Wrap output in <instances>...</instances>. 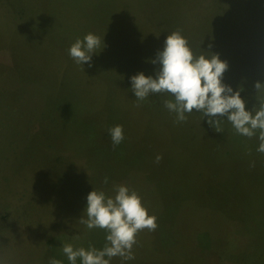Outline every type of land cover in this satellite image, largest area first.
Returning <instances> with one entry per match:
<instances>
[{"label":"rangeland","instance_id":"obj_1","mask_svg":"<svg viewBox=\"0 0 264 264\" xmlns=\"http://www.w3.org/2000/svg\"><path fill=\"white\" fill-rule=\"evenodd\" d=\"M177 30L193 52L227 61L224 83L258 109L264 0H0V264H70L69 243L102 249L106 231L80 218L91 191L114 197L117 185L158 228L138 232L134 259L110 264H264L257 137L226 118L218 132L195 110L177 121L164 106L172 95L131 91L133 75H155L151 60ZM89 33L106 46L80 65L69 49ZM117 125L124 140L113 146Z\"/></svg>","mask_w":264,"mask_h":264},{"label":"clouds","instance_id":"obj_2","mask_svg":"<svg viewBox=\"0 0 264 264\" xmlns=\"http://www.w3.org/2000/svg\"><path fill=\"white\" fill-rule=\"evenodd\" d=\"M102 44L104 48V37L101 40L89 33L83 40L77 39L71 45L69 55L77 64L88 63L91 66L92 56L97 54L96 50ZM151 63L159 65L154 76L139 72L130 78L131 91L138 100L143 101L151 94H170L174 102L165 100L164 106L176 114L177 121H185V114L195 110L207 117L208 124L219 132L220 118H226L237 134L247 138L257 137L260 143L256 150L264 154V99H261L258 109L246 110L241 91H234L224 83L229 65L219 54H195L187 38L177 30L166 37L163 50L157 51ZM253 87L257 93H264V82L257 80ZM108 133L113 146L123 142L121 125L110 128ZM161 158L157 156L156 162L159 163ZM104 183H107V178ZM114 191V197L94 190L87 195V218L81 217L80 223L90 230H105L106 243L102 249L91 245L88 249L74 248L70 243L64 244L62 251L70 264H77L78 259L80 264H110V260L117 256L123 260L134 259L132 249L137 243L138 232L158 228L157 218L149 215L135 191H130L125 185L114 186ZM49 264L62 262L50 258Z\"/></svg>","mask_w":264,"mask_h":264},{"label":"crops","instance_id":"obj_3","mask_svg":"<svg viewBox=\"0 0 264 264\" xmlns=\"http://www.w3.org/2000/svg\"><path fill=\"white\" fill-rule=\"evenodd\" d=\"M202 21H203V20H199V19H197V17L195 18L194 33H198L199 29L201 28V27H200V23H201Z\"/></svg>","mask_w":264,"mask_h":264},{"label":"trees","instance_id":"obj_4","mask_svg":"<svg viewBox=\"0 0 264 264\" xmlns=\"http://www.w3.org/2000/svg\"><path fill=\"white\" fill-rule=\"evenodd\" d=\"M204 24V21H202L201 23H200V27H202V25ZM200 30H201V28L199 29V31L198 32H200ZM194 53L195 54H197V55H199L200 54V52H199V49H198V51H194ZM134 168V165L132 166V167H130V169L132 170ZM212 257H213V254H212ZM211 259V258H210ZM211 264H213V260L211 259Z\"/></svg>","mask_w":264,"mask_h":264}]
</instances>
